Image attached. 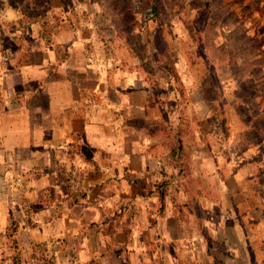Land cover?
Returning a JSON list of instances; mask_svg holds the SVG:
<instances>
[{"label": "rangeland", "instance_id": "374dc122", "mask_svg": "<svg viewBox=\"0 0 264 264\" xmlns=\"http://www.w3.org/2000/svg\"><path fill=\"white\" fill-rule=\"evenodd\" d=\"M61 2L72 23L90 19L85 9L98 11L101 22L113 23L124 36L155 91L158 118L146 123L147 136L152 156L167 164L156 182L130 181L129 198L102 215L103 253L87 264L140 262L136 247L121 238L134 235L131 195L134 202L152 193L155 220L168 221L165 234L183 244L173 259L168 247L151 246L155 262L148 264H264V0ZM61 25L50 0H0V104L4 74L29 62L34 37L47 46L52 39L61 43ZM159 37L178 77L152 61V42ZM17 234L13 221L2 261L61 264L48 244L20 245ZM85 234L70 241V264H84L78 251Z\"/></svg>", "mask_w": 264, "mask_h": 264}, {"label": "crops", "instance_id": "0c3cea01", "mask_svg": "<svg viewBox=\"0 0 264 264\" xmlns=\"http://www.w3.org/2000/svg\"><path fill=\"white\" fill-rule=\"evenodd\" d=\"M50 3L61 17L56 36L63 41L47 46L34 37L29 62L2 77L0 264H11L1 249L13 221L20 245L46 243L61 264H70V241L85 230L78 254L84 264L98 259L102 215L126 198L130 181L156 182L167 165L152 156L148 134L134 124L157 119L159 107L120 30L88 9L89 20L72 23L61 0ZM154 196L129 199L134 235L121 239L141 255L136 264L155 262L153 245L168 247L173 259L183 244L165 234L168 221L155 220Z\"/></svg>", "mask_w": 264, "mask_h": 264}, {"label": "trees", "instance_id": "16d2710c", "mask_svg": "<svg viewBox=\"0 0 264 264\" xmlns=\"http://www.w3.org/2000/svg\"><path fill=\"white\" fill-rule=\"evenodd\" d=\"M47 2L49 3V1H47ZM43 4H45V2ZM42 6H44V5H42ZM12 7L15 8V6H13V5H12ZM151 56H152V61L154 63H156L157 65H164L165 67H167L168 74L170 76L178 77V74L176 73V68H175L173 59L170 56L168 49L163 42L162 37H159L158 39H156L152 42ZM148 83L151 84V81L150 82L148 81ZM134 124L141 126L140 128H142L147 134V129H146L147 127H146V123L144 121L136 120V121H134ZM177 144L179 145V149H177L179 151L182 148V145L180 142H177ZM88 152H90V151L87 149L86 153H88ZM171 161H173V160H171V158H170V162ZM135 182L144 186V182H142V181L137 180Z\"/></svg>", "mask_w": 264, "mask_h": 264}]
</instances>
